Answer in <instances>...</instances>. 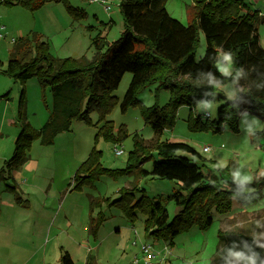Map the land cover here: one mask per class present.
Listing matches in <instances>:
<instances>
[{
  "label": "trees",
  "instance_id": "1",
  "mask_svg": "<svg viewBox=\"0 0 264 264\" xmlns=\"http://www.w3.org/2000/svg\"><path fill=\"white\" fill-rule=\"evenodd\" d=\"M47 1L0 0V5H19L34 11ZM57 1L63 3L74 20L85 17L83 8L69 5L66 0ZM166 1L120 0L122 31L111 42H106L100 33L92 37L90 44L95 51L91 59L83 55L54 56L48 42L37 32L15 39L1 73L21 83L35 77L41 86L49 88L51 101L46 121L38 128H31L25 117L21 89L14 118L19 130L12 154L0 167V180L12 178L27 159L33 140L49 145L58 133L69 130L74 119L91 124L89 114L93 110L98 115L96 123L100 124L95 140L103 137L114 144L122 142L128 135L125 126H119L114 132L113 121L106 116L116 102L120 111H125L138 101L139 88L155 82L159 88L169 91V99L163 106L153 104L142 109L152 136L144 139L137 132L132 134V148L127 152L124 170L135 174L136 179L131 186L119 188L118 196L111 203L119 205L130 220L138 209L145 216V231L170 244L173 236L194 224L201 229L208 228L212 222L211 211H230L232 199L244 206L261 199L264 174L252 181H233L221 175L206 178L201 165L191 159L195 157L203 164L198 151L188 143L160 138L164 129L173 126L179 107L193 109L199 103L209 102L220 93L219 87L226 81L234 84L235 97L218 107L216 119L206 118L202 122L199 115L187 117V128L221 132L226 126L237 132L238 117L243 111L264 120V48L259 44L257 29L264 15L258 10L249 13L243 0H194L187 8L188 21L182 23L169 15ZM199 31L205 47L196 58ZM220 50L226 51L232 60L233 71L229 76L223 75L216 66ZM125 72L130 73V79L119 102L112 91ZM100 156L101 151L92 147L76 167L70 190L80 191L100 175L113 173L102 165ZM145 161L151 162L149 168L143 167ZM147 177L175 181L178 187L165 196L142 193L135 199L139 179ZM5 190L13 193L20 203L14 184L6 183ZM140 191L143 192V188ZM102 199H92L90 205L95 207ZM170 200L177 207L172 218L165 207ZM100 221V213L97 220L90 218L91 234H96ZM217 237L212 264H229L234 254L240 258L253 254L256 261L264 258V247L253 235L219 230ZM94 263V255L87 253L84 264ZM59 264H74L68 251H62Z\"/></svg>",
  "mask_w": 264,
  "mask_h": 264
},
{
  "label": "rangeland",
  "instance_id": "2",
  "mask_svg": "<svg viewBox=\"0 0 264 264\" xmlns=\"http://www.w3.org/2000/svg\"><path fill=\"white\" fill-rule=\"evenodd\" d=\"M66 1L69 5L83 8L85 17L74 20L63 3L57 0H49L34 11L19 5H0L3 35L0 38V69L5 67L13 45L12 37L18 40L37 32L42 35V40L48 42L52 55L78 57L84 54L91 59L95 50L90 38L100 33L106 42H111L120 35L123 28L118 6L120 0H104V3ZM243 1L249 13L258 10L260 15H264V0ZM193 2L167 0L166 8L173 17L186 23L189 19L187 8ZM258 28L264 45V20L258 23ZM204 42L199 31L196 58L202 54ZM220 52L226 62H223ZM216 66L225 76L232 73V60L226 51H219ZM129 79L130 73L125 72L112 91L119 102ZM21 89L25 117L31 128H38L49 115L51 96L47 86H41L35 77L23 83L12 81L0 71V167L12 154L13 141L19 130L14 118ZM219 89L220 93L209 102L199 103L193 109L179 107L173 126L164 129L160 139L191 145L204 159L201 164L191 157L201 165L206 178L221 175L233 181H252L264 174V120L243 111L238 117L237 132L226 126L221 132L187 128V117L199 115L203 122L206 118L202 114L207 110V119H216L218 107L236 95L235 86L230 81ZM136 96L138 101L125 111L121 112L116 102L106 116L113 121L114 132L119 126H125L128 135L122 142L114 144L103 137L95 140L100 124L96 123L98 115L93 110L89 114L91 124L74 119L69 130L58 133L51 144L42 145L33 140L27 151L29 158L14 171L11 179L0 180V264H59L63 250L68 251L74 264H84L87 253L94 255V264H134L135 260L136 264H142L141 244L153 247L155 264H212L219 230L253 235L264 247V184L261 186L263 195L254 204L244 206L232 199L230 211H211L212 222L208 228L201 229L194 224L173 236L170 244L145 231V216L138 209L130 220L119 205L111 203L118 196L119 188L131 186L136 179L135 174L124 170L127 152L132 148V134L137 132L144 139L152 136L142 109L153 104L165 105L169 91L151 82L139 88ZM94 146L101 151L102 165L113 173L100 175L93 184L80 191L70 190L76 167ZM203 146L209 149L202 151ZM115 147L121 148L123 153L115 155ZM179 153L190 156L186 152ZM150 163L145 161L143 167L149 168ZM6 183L16 186L20 203L16 202L13 193L5 190ZM177 187V183L171 180L139 179V191H135L134 198L142 193L165 196ZM96 198L103 199L93 207L90 201ZM165 207L169 218H172L177 209L174 202L167 201ZM99 213L101 221L93 235L89 232L90 218L97 220ZM229 264H264V258L256 261L253 254L247 258L234 254Z\"/></svg>",
  "mask_w": 264,
  "mask_h": 264
},
{
  "label": "built area",
  "instance_id": "3",
  "mask_svg": "<svg viewBox=\"0 0 264 264\" xmlns=\"http://www.w3.org/2000/svg\"><path fill=\"white\" fill-rule=\"evenodd\" d=\"M89 1H100L101 3H104V0H89ZM106 8V6H105ZM2 26H0V38L3 37L2 33ZM11 41L14 42L15 38H11ZM205 118L209 116V113L207 110H205L202 114ZM209 149L208 146H203L202 151H207ZM114 153L115 155H120L123 153V150L120 148H114ZM140 255L142 257V264H155V258H156V253L153 250V247L150 244H141L140 245ZM136 264V260L134 262Z\"/></svg>",
  "mask_w": 264,
  "mask_h": 264
},
{
  "label": "crops",
  "instance_id": "4",
  "mask_svg": "<svg viewBox=\"0 0 264 264\" xmlns=\"http://www.w3.org/2000/svg\"><path fill=\"white\" fill-rule=\"evenodd\" d=\"M117 2H118V0H117ZM166 2H167V1H166ZM165 7H166V4H165ZM166 9H167V8H166ZM167 12L169 13L168 9H167ZM169 15H171V14L169 13ZM171 16H172V15H171ZM178 20H179V19H178ZM179 21H180V20H179ZM182 23H183V22H182ZM107 26L110 27L109 25H107ZM258 34H259V44L261 45V47H262V46L264 47V45H263V43H262V38H261V35H260L259 28H258ZM90 39H91V38H90ZM204 43H205V42H204ZM90 46H91V45H90ZM204 47H205V45H204ZM263 47H262V48H263ZM50 48H51V47H50ZM50 52H51V51H50ZM221 53H222V52H220V55L222 56V60H223V62H226V59L224 58V54H221ZM51 54H52V53H51ZM82 55L85 56L84 54H82ZM80 56H81V55H80ZM56 57H58V56H56ZM78 57H79V56H78ZM198 57H199V56H198ZM86 58H87V57H86ZM91 58H92V57H91ZM87 59H88V58H87ZM2 69H3V68H2ZM184 107H187V106H181L180 109H181V108H184ZM188 109H189V107H188ZM43 123H44V122H43ZM43 123H42V124H43ZM42 124H41V125H42ZM41 125H40V126H41ZM40 126H39V127H40ZM28 158H29V156L27 157V159H28ZM27 159H26V160H27ZM26 160H25V161H26ZM25 161H24V162H25ZM24 162H23V163H24Z\"/></svg>",
  "mask_w": 264,
  "mask_h": 264
}]
</instances>
